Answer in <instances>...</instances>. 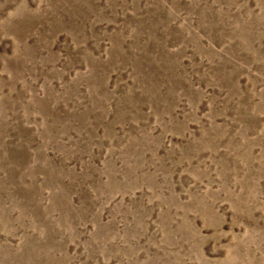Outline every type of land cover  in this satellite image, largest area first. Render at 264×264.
<instances>
[{
	"label": "rangeland",
	"instance_id": "1",
	"mask_svg": "<svg viewBox=\"0 0 264 264\" xmlns=\"http://www.w3.org/2000/svg\"><path fill=\"white\" fill-rule=\"evenodd\" d=\"M0 264H264V0H0Z\"/></svg>",
	"mask_w": 264,
	"mask_h": 264
}]
</instances>
